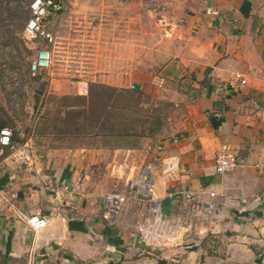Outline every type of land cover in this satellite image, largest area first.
<instances>
[{"label":"crops","instance_id":"0c3cea01","mask_svg":"<svg viewBox=\"0 0 264 264\" xmlns=\"http://www.w3.org/2000/svg\"><path fill=\"white\" fill-rule=\"evenodd\" d=\"M191 3L154 50L152 86L179 109L176 131L112 147L56 139L39 149L26 143L32 136L13 144L0 163V264H264V0ZM136 25L134 38L109 39L123 45L112 59L120 63L87 83L149 93ZM236 74L245 84L227 87ZM223 145L244 164L219 175ZM170 160L179 168L164 176ZM141 170L155 182L166 238L158 244L139 231L150 218L144 202L129 200L114 225L101 216L102 196L125 192ZM31 216L49 225L34 233Z\"/></svg>","mask_w":264,"mask_h":264},{"label":"rangeland","instance_id":"374dc122","mask_svg":"<svg viewBox=\"0 0 264 264\" xmlns=\"http://www.w3.org/2000/svg\"><path fill=\"white\" fill-rule=\"evenodd\" d=\"M32 1L0 0V121L6 123L12 135L17 134L22 141L32 136V141L26 143L39 149L55 145L56 139L75 142L72 139L75 136L66 133L62 124L55 121L58 107L62 103L70 107L77 105L76 96L87 95L81 94V86L89 82V78L95 80V73L110 68V60L120 63L121 58L112 59L114 54L120 56L123 45L109 39L134 38L138 22L144 25L146 77L143 82L150 91L137 94L121 89L131 94V100L123 103L129 109L126 112L139 110L125 119H137L133 134L118 139L103 131L95 140L86 130L87 134L77 138L81 142L78 144L133 145L138 135L152 138L158 132L172 134L176 131L179 109L167 94H155L152 86L160 68L158 52L154 50L160 33L165 34L164 29L192 5L191 0H65L63 11L47 19V29L53 37L50 44L25 34ZM126 23L130 26H125ZM43 49L50 51L51 65L33 75L32 63L37 52ZM125 49L124 54H127L130 49L128 52L127 47ZM262 57L264 65V45ZM15 144L16 148L22 146ZM2 160L4 157H0V163Z\"/></svg>","mask_w":264,"mask_h":264},{"label":"built area","instance_id":"2783aa9c","mask_svg":"<svg viewBox=\"0 0 264 264\" xmlns=\"http://www.w3.org/2000/svg\"><path fill=\"white\" fill-rule=\"evenodd\" d=\"M64 2L65 0H33L30 5L31 15L24 28L25 34L34 39L41 38L48 44L52 43L53 37L48 32L47 19L61 13L64 9ZM206 13L211 14V10L208 9ZM50 65V51L46 49L40 50L32 63V74L35 75L44 69H48ZM236 84H245L238 74L231 77L227 81L226 86L234 88ZM133 89L134 87H131V90ZM81 91L86 93L87 87L85 85L82 86ZM174 143H177V141L174 140ZM13 149L12 132L8 129H0V157H3L9 150ZM243 164L244 159L233 152L227 145L221 146L214 158V169L216 174L219 175L233 172ZM178 168L179 162L170 160L165 164L162 175L168 176ZM154 183V178L148 172L141 170L136 180L127 185L125 192L105 193L101 199L102 219L106 224L114 225L129 200L141 201L145 203L146 211L150 218L144 220L139 231L148 241L151 240L158 244V241L166 240L161 232L162 228H160L164 223L159 213V202L155 200L153 195ZM192 197V194L184 195L186 200H190ZM210 209H213V207H210ZM26 224L32 232L37 233L49 225V220L44 217L31 216L26 219Z\"/></svg>","mask_w":264,"mask_h":264},{"label":"trees","instance_id":"16d2710c","mask_svg":"<svg viewBox=\"0 0 264 264\" xmlns=\"http://www.w3.org/2000/svg\"><path fill=\"white\" fill-rule=\"evenodd\" d=\"M84 85L87 87V92L82 91L81 94L87 95L76 96L77 105L70 107L67 103H62L58 107L59 111L55 121L62 124L61 127L65 129L66 133L75 136L73 137L75 140L81 138V135L83 137L84 134H87L86 130L91 137L96 139H99L104 132L111 133L110 136L118 137L133 134L132 130L137 119L133 118V121H126L125 119L129 115L137 114L139 110L126 112L129 109L123 103L131 100L129 91L117 90L96 83H84ZM131 92L141 94L138 91ZM0 129H7L5 122L0 121ZM15 143L23 144L24 141L20 140L17 134H14L12 135V144Z\"/></svg>","mask_w":264,"mask_h":264}]
</instances>
